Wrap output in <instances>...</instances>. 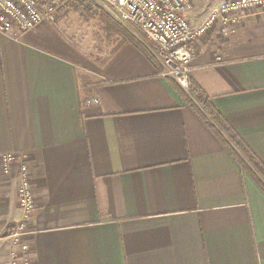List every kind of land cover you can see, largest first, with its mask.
Masks as SVG:
<instances>
[{"label":"crops","instance_id":"1","mask_svg":"<svg viewBox=\"0 0 264 264\" xmlns=\"http://www.w3.org/2000/svg\"><path fill=\"white\" fill-rule=\"evenodd\" d=\"M56 27L0 32V221L22 220L24 178L29 264H264V191L180 86L131 43L98 64ZM191 49V83L264 165V12Z\"/></svg>","mask_w":264,"mask_h":264},{"label":"built area","instance_id":"2","mask_svg":"<svg viewBox=\"0 0 264 264\" xmlns=\"http://www.w3.org/2000/svg\"><path fill=\"white\" fill-rule=\"evenodd\" d=\"M61 0H0V32L13 29L26 32L41 23L55 21ZM101 6L117 21L129 25L151 43L149 51L159 61V76L174 80L181 89L190 86V61L192 43L215 24L224 27L234 24L239 15L264 12V0H225L213 7L199 24L189 23L187 13L197 0H91ZM98 6V7H99ZM96 102V99H92ZM14 157L2 158L3 171L7 172ZM17 204L25 219L31 214L34 203L27 181L23 178L17 186ZM24 219V220H25ZM24 220L3 234L10 240L12 251L4 264H29L27 234ZM1 224V223H0Z\"/></svg>","mask_w":264,"mask_h":264},{"label":"trees","instance_id":"3","mask_svg":"<svg viewBox=\"0 0 264 264\" xmlns=\"http://www.w3.org/2000/svg\"><path fill=\"white\" fill-rule=\"evenodd\" d=\"M74 1L77 0H61L62 6L61 9L65 8L68 4H73ZM80 1V0H79ZM88 2H84L86 5V9L88 12H92L91 0H85ZM91 2V3H90ZM94 5V3H93ZM96 7V5H94ZM98 9H100L98 7ZM103 11V10H101ZM103 13V12H102ZM105 19L104 22L109 30H112L117 34V40L115 45L109 52V54L114 53L121 45L124 43H131L142 54L150 61L158 71L160 70L159 63L149 51L151 45L146 41L135 38V36L126 30L123 25L111 19L105 12L103 13ZM59 18V17H58ZM57 21V20H56ZM91 58V56H88ZM92 60L98 64H103L105 62V58L100 59L99 57H92ZM191 83V82H190ZM175 88L179 90L176 84ZM188 93H185L181 89L179 90L182 94L185 102L199 115V117L207 124L214 134L217 136V139L221 141V143L228 149L230 152L240 163L244 172L249 174L254 182L264 191V165L259 160V158L251 151V149L239 139L238 134L234 131V129L228 125V122L225 118L219 113V111L213 106L211 99L207 97L199 88H197L193 83L190 84Z\"/></svg>","mask_w":264,"mask_h":264},{"label":"rangeland","instance_id":"4","mask_svg":"<svg viewBox=\"0 0 264 264\" xmlns=\"http://www.w3.org/2000/svg\"><path fill=\"white\" fill-rule=\"evenodd\" d=\"M84 2H88V1L77 0V1H74L73 4H68L63 9H61V6H62V2H61V5L57 9V14H55L56 18L53 23L57 26L56 28L60 30V32L63 34V36L65 37L67 41L72 42V44H74L78 48V50H80L82 53H85L87 56H91L90 58L91 60H92V57H99L100 59L105 58L109 54L108 51L112 49V47L115 45V42L118 38L117 34L114 33L112 30H109L108 27L106 26V23L103 20L105 19L103 16L104 12L111 19L123 25V27L129 32H131L135 36V38L146 41V39L143 38L144 36L140 34L137 30H135L133 27L129 25H126V24H123L117 21L109 13H107L105 9L103 10L101 6L98 5L100 8L98 9V6L95 7L93 3L90 2L91 3L90 7L92 9V12L91 13L88 12V10L86 9V5H84ZM217 5L210 7L209 10L206 12V14L203 16V18L201 19V21L205 18V16L209 13V11L213 7H216ZM257 12H260V11H257ZM147 43L151 45L150 42H147ZM159 66H160V63H159ZM160 70H161V66H160ZM189 89L187 91L182 89V91H184L185 93H188ZM21 215H22V220H19L14 225H11V227H8L6 230H4V227H2L3 234L9 231L13 226H16L20 224L21 222H23L25 218L23 217L22 213ZM24 223H25V220H24ZM1 225L2 224H0V227ZM25 229L27 231V226H25ZM3 240H5L10 247L9 256L5 260L7 261L10 258L11 256L10 252L13 249H12L10 240L1 239V241Z\"/></svg>","mask_w":264,"mask_h":264}]
</instances>
